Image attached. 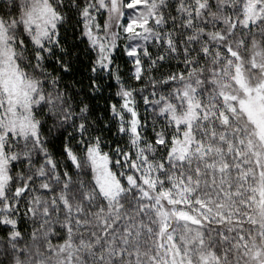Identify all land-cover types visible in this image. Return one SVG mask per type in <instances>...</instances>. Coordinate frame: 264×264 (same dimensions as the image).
Masks as SVG:
<instances>
[{
    "label": "snow or ice",
    "instance_id": "6c2138e0",
    "mask_svg": "<svg viewBox=\"0 0 264 264\" xmlns=\"http://www.w3.org/2000/svg\"><path fill=\"white\" fill-rule=\"evenodd\" d=\"M0 264H264V0H0Z\"/></svg>",
    "mask_w": 264,
    "mask_h": 264
}]
</instances>
